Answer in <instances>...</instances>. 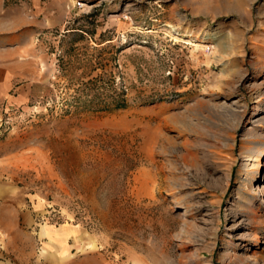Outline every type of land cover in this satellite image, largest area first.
Masks as SVG:
<instances>
[{"label": "rangeland", "instance_id": "rangeland-1", "mask_svg": "<svg viewBox=\"0 0 264 264\" xmlns=\"http://www.w3.org/2000/svg\"><path fill=\"white\" fill-rule=\"evenodd\" d=\"M48 2L0 102V264H264V0Z\"/></svg>", "mask_w": 264, "mask_h": 264}, {"label": "crops", "instance_id": "crops-1", "mask_svg": "<svg viewBox=\"0 0 264 264\" xmlns=\"http://www.w3.org/2000/svg\"><path fill=\"white\" fill-rule=\"evenodd\" d=\"M29 1L30 12L26 14L22 0H0V102H23L37 76L32 56L27 53L33 26L37 24L35 15L42 14L46 19L51 8L49 2L41 7L40 0ZM38 235L47 248L44 252L59 256L68 251V233L56 235L41 227Z\"/></svg>", "mask_w": 264, "mask_h": 264}, {"label": "bare ground", "instance_id": "bare-ground-1", "mask_svg": "<svg viewBox=\"0 0 264 264\" xmlns=\"http://www.w3.org/2000/svg\"><path fill=\"white\" fill-rule=\"evenodd\" d=\"M250 144L252 145L250 151H252L253 154H251L249 160L243 165L244 174L246 176L254 175L253 179L255 181H260L261 179L260 174H262V170H264V162L262 160L264 157V138H259L254 142H250ZM257 188L259 189L260 192V185H257ZM258 196L259 194H256L255 202L258 201ZM247 213L250 215H254L255 214L254 208L248 206ZM257 243L258 241L257 239H255L251 247H255ZM254 255H255V251L252 252V256Z\"/></svg>", "mask_w": 264, "mask_h": 264}, {"label": "trees", "instance_id": "trees-1", "mask_svg": "<svg viewBox=\"0 0 264 264\" xmlns=\"http://www.w3.org/2000/svg\"><path fill=\"white\" fill-rule=\"evenodd\" d=\"M112 108L115 109H119V108H124L126 106V104L124 103V101H121L120 99V95L118 94V97L116 96V99H114V101H112ZM107 105H104L103 108H107Z\"/></svg>", "mask_w": 264, "mask_h": 264}]
</instances>
